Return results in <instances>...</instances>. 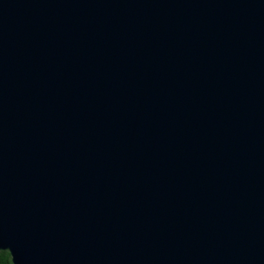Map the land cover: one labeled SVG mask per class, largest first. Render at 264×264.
Wrapping results in <instances>:
<instances>
[{"label": "water", "instance_id": "obj_1", "mask_svg": "<svg viewBox=\"0 0 264 264\" xmlns=\"http://www.w3.org/2000/svg\"><path fill=\"white\" fill-rule=\"evenodd\" d=\"M0 251L264 264V0H0Z\"/></svg>", "mask_w": 264, "mask_h": 264}, {"label": "trees", "instance_id": "obj_2", "mask_svg": "<svg viewBox=\"0 0 264 264\" xmlns=\"http://www.w3.org/2000/svg\"><path fill=\"white\" fill-rule=\"evenodd\" d=\"M0 264H12L7 251H0Z\"/></svg>", "mask_w": 264, "mask_h": 264}]
</instances>
